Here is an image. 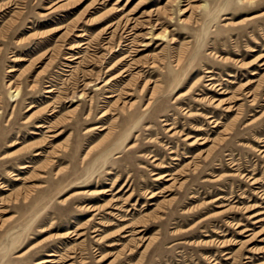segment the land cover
<instances>
[{
    "label": "rangeland",
    "instance_id": "1",
    "mask_svg": "<svg viewBox=\"0 0 264 264\" xmlns=\"http://www.w3.org/2000/svg\"><path fill=\"white\" fill-rule=\"evenodd\" d=\"M0 198V264H264V0H0Z\"/></svg>",
    "mask_w": 264,
    "mask_h": 264
},
{
    "label": "bare ground",
    "instance_id": "2",
    "mask_svg": "<svg viewBox=\"0 0 264 264\" xmlns=\"http://www.w3.org/2000/svg\"><path fill=\"white\" fill-rule=\"evenodd\" d=\"M179 1H182V0H179ZM191 8H192V7H184V8L182 9V11H183V13H186V12L190 11ZM161 35L164 36V34H161ZM158 37H159V36H157L156 38H158ZM113 69H115V67H111V68H110V70H113ZM252 74H254V73H252ZM16 91H18V88L15 90V92H16ZM46 92H53V89L46 90ZM150 101H151V100H150ZM220 103H221V101L218 103V106H219ZM222 104L225 105L226 103H223V101H222ZM235 105H236V104H234V103H231L230 105H226L225 110L228 111V112H229V111H233V109L235 108ZM104 115H105V114H104ZM38 127L47 128L48 126H47L46 124H41V125H38ZM49 130H51V129H49ZM59 134H61V132H60ZM59 134H57V135H53V137H56V136H58ZM190 144H193V142L190 143ZM36 154H40V153L38 152V153H36ZM27 166H28V165H23L22 168H26ZM165 176H169V174H165V175H163L161 178H164ZM167 180H170V179H167ZM253 184H254V182H253ZM154 196H155V193H152V194L150 195V198H153ZM3 201H4V199H1V198H0V202L3 203ZM87 208L90 209L91 211H97L99 207H98V206L96 207L95 205H88ZM2 211H3V210H1V212H2ZM260 221H262V220H257V222H260ZM256 228H257V227H256ZM140 231H142V229H140L138 232H140ZM83 234H84V233H80V235H83ZM74 235H77V233H75ZM64 237H70L69 233L65 234ZM113 245H116V243H113ZM49 256H50V257H53V256H59V254L56 253V252H51V253H49ZM61 259H62V258H61ZM55 262H57V261L55 260V258H46V259H42V260L37 261L36 264H46V263H55Z\"/></svg>",
    "mask_w": 264,
    "mask_h": 264
}]
</instances>
